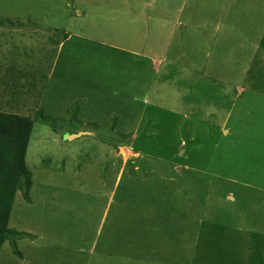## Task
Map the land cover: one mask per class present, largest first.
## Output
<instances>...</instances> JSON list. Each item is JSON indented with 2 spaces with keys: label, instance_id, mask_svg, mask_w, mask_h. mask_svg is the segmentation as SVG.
Wrapping results in <instances>:
<instances>
[{
  "label": "rangeland",
  "instance_id": "374dc122",
  "mask_svg": "<svg viewBox=\"0 0 264 264\" xmlns=\"http://www.w3.org/2000/svg\"><path fill=\"white\" fill-rule=\"evenodd\" d=\"M0 20L1 113L34 122L0 264H264V0H0Z\"/></svg>",
  "mask_w": 264,
  "mask_h": 264
},
{
  "label": "trees",
  "instance_id": "16d2710c",
  "mask_svg": "<svg viewBox=\"0 0 264 264\" xmlns=\"http://www.w3.org/2000/svg\"><path fill=\"white\" fill-rule=\"evenodd\" d=\"M33 130L32 119L0 112V253L11 237L23 236L9 228V221L18 192L30 201L32 173L26 157ZM12 246L14 254L20 256L17 244Z\"/></svg>",
  "mask_w": 264,
  "mask_h": 264
},
{
  "label": "crops",
  "instance_id": "0c3cea01",
  "mask_svg": "<svg viewBox=\"0 0 264 264\" xmlns=\"http://www.w3.org/2000/svg\"><path fill=\"white\" fill-rule=\"evenodd\" d=\"M6 24L9 25V26H6ZM17 27L18 26H16V24L13 23V22H8L7 20H0V28H1L0 29V32H2V31H10V33H13V31H15L16 29H18ZM6 28H10V29H6ZM2 87H1V84H0V95L6 96V94L8 93V91L5 90V88H4V81L2 82ZM0 100H1V98H0ZM0 112H1V108H0Z\"/></svg>",
  "mask_w": 264,
  "mask_h": 264
}]
</instances>
